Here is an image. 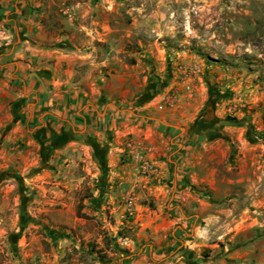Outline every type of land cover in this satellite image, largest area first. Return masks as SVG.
I'll use <instances>...</instances> for the list:
<instances>
[{
    "label": "rangeland",
    "instance_id": "374dc122",
    "mask_svg": "<svg viewBox=\"0 0 264 264\" xmlns=\"http://www.w3.org/2000/svg\"><path fill=\"white\" fill-rule=\"evenodd\" d=\"M0 264H264V0L9 1Z\"/></svg>",
    "mask_w": 264,
    "mask_h": 264
},
{
    "label": "crops",
    "instance_id": "0c3cea01",
    "mask_svg": "<svg viewBox=\"0 0 264 264\" xmlns=\"http://www.w3.org/2000/svg\"><path fill=\"white\" fill-rule=\"evenodd\" d=\"M11 0H0V11H3L4 7L7 8L8 7V3ZM27 82H25L24 88L27 86L29 91L33 90V88H31L30 86L26 85ZM110 117H102L100 122H96L93 120H88L85 121L83 123L82 129L83 131H86V133H89L91 136L93 135V133H95V130H106L107 128H111V126L113 125L112 120L110 121ZM79 122V118L76 119V121H74L73 124H76ZM124 122V121H123ZM72 124V123H71ZM73 126V125H72Z\"/></svg>",
    "mask_w": 264,
    "mask_h": 264
}]
</instances>
